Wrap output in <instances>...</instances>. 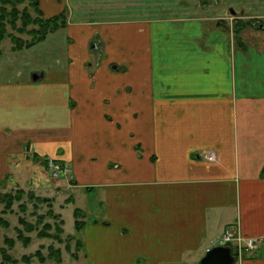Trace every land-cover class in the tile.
I'll use <instances>...</instances> for the list:
<instances>
[{
	"label": "crops",
	"instance_id": "0c3cea01",
	"mask_svg": "<svg viewBox=\"0 0 264 264\" xmlns=\"http://www.w3.org/2000/svg\"><path fill=\"white\" fill-rule=\"evenodd\" d=\"M38 7L66 25L31 47L36 81L0 70V189L26 172L80 194L97 264H199L229 228L257 241L235 264H264V28L235 45L199 0Z\"/></svg>",
	"mask_w": 264,
	"mask_h": 264
},
{
	"label": "rangeland",
	"instance_id": "374dc122",
	"mask_svg": "<svg viewBox=\"0 0 264 264\" xmlns=\"http://www.w3.org/2000/svg\"><path fill=\"white\" fill-rule=\"evenodd\" d=\"M11 4L12 3H8L7 0H0L1 17L3 16V10H5L7 15L13 10ZM199 4L201 7H206L208 4L221 5L223 7L222 13L220 15L216 13L214 20L210 21V30L223 31L222 27L217 26V23L224 20L228 31L227 35L234 40L235 45H241L239 42V40H242L241 36L245 37L246 34H255L256 31L264 28V26L261 25V19H257L255 16L256 11L264 7V0H199ZM36 6H38V0H26L16 5L15 7L18 10V15L15 27L9 24V19L6 18L4 20L6 21L5 29L7 35L0 43V70L2 67L4 71L7 66H14L17 63L14 61V57L16 60L19 57L22 61L21 67L23 68V73H27L28 75L31 74V76L33 74H38L36 71H32L33 64L31 55L33 50H31V48L23 49L20 53L13 51V44L9 37L12 35L21 39L22 42L30 41L31 31L40 30L41 23H36L35 21L45 18L41 11H38L39 7L37 9ZM26 16L29 17L31 22L27 24V26H23ZM21 29L23 32L19 33ZM42 30L43 29L40 30V33ZM57 31L58 30L51 32L50 34L54 33L58 35ZM41 47L42 46H38V49ZM40 74H42V72ZM25 173L26 172L19 176L16 184L13 183L14 185L11 186L8 184L0 189V219L9 224L6 228L0 225V248L7 250V255L11 259L17 260L16 264H97L95 255H93L92 258L87 255L83 247L81 231L77 230L74 225L75 221H81L83 222V227V218L81 215H74L73 211L76 207L84 209L86 204L85 200H83L80 194L75 192L71 194L76 199L75 203H69L70 193L67 196L66 192L60 191V189H47L46 185H51V181L48 182L44 179L40 180V178H36V181L42 184L35 181L33 182L31 180V174ZM5 194L12 195L11 203L8 207L5 206L7 201L3 200V195ZM41 199H49L50 201L42 202L40 201ZM52 210L54 215L56 214L59 216V219L53 218L51 215L47 214ZM39 216H44V219ZM60 220L63 221V231L61 232L55 229L56 225H59ZM46 224L51 225L50 230L44 229ZM27 225L35 227V230L31 232L25 231V226ZM17 230L21 233V237L29 239L27 246H24L22 240L17 236ZM40 232L42 236H38ZM106 235L110 236L112 234L106 233ZM6 238L13 239L15 242L13 248L9 249L7 247V244H5L6 240H4ZM37 252L44 257V262L39 261L38 257L35 255ZM31 255L33 256L30 262L27 263L21 260L22 257ZM1 260L0 258V263ZM112 260L105 264H114Z\"/></svg>",
	"mask_w": 264,
	"mask_h": 264
},
{
	"label": "trees",
	"instance_id": "16d2710c",
	"mask_svg": "<svg viewBox=\"0 0 264 264\" xmlns=\"http://www.w3.org/2000/svg\"><path fill=\"white\" fill-rule=\"evenodd\" d=\"M26 0H7L8 3H12L11 5L13 6V10L10 11L8 13V15L5 13V10H3V16L1 17L0 16V43L3 39H5L6 37V29H5V24H6V21H4L6 18L9 19V24H11L13 27L16 26V20H17V15H18V10L17 8L15 7L16 5L20 4V3H23L25 2ZM36 8L38 9V6H36ZM2 11V9H1ZM39 11V9H38ZM40 13V12H39ZM65 15L64 13H61L57 16H54V17H51V18H45L43 20H39V21H35L36 23L39 22L41 23L40 25V30L43 29L40 33V30L39 31H31V40L30 41H25V42H22L21 39H18L16 36H12V35H8L10 37V40L13 44V47H12V50L13 51H16V52H19V51H22L23 49H29L31 47H33L34 45L40 43V42H43L46 37L48 36V34H50L51 32H54L56 30H59L61 28H64L66 23H65ZM31 21L29 19L28 16H26V18L24 19V24L23 26H27V24H29ZM22 29L19 31V33H22ZM237 33H238V30H237ZM11 199H12V195L11 194H5L3 195V200L7 201L6 203V207H8L11 203ZM40 201L42 202H48L50 201L49 199H41ZM48 215H51L53 218H57L59 219V216L58 215H54L53 214V210L52 211H49V213H47ZM73 214L76 215V216H79L81 215V212L79 209H74L73 211ZM40 218L44 219V216H39ZM82 223L83 222H78V221H75L74 225H75V228L77 230H80L81 227H82ZM0 225L3 226V227H8L9 224L7 222H5L4 220H1L0 219ZM24 225V224H23ZM62 225H63V221L60 220L59 222V225H56V231H63L62 229ZM27 232H31V231H34L35 230V227L31 226V225H27L25 226ZM44 229L45 230H50L51 229V225L49 224H46L44 226ZM19 230H17V236H19V238L22 240L23 242V245L24 246H27L28 243H29V239L27 238H23L21 237V233L18 232ZM38 236H42V233L40 232L38 234ZM4 240H6L4 242ZM3 242L5 244H7V247L9 249L13 248L15 242L13 241V239H4ZM35 255L38 257L39 261L41 262H44V257L42 255H40L39 252L35 253ZM31 256H24L21 258V260H23L24 262H30L31 261ZM49 257H53V256H49ZM0 258L2 259L1 260V263L0 264H4V263H13V264H16L17 263V260L15 259H11L8 255H7V250H5L4 248H0ZM3 261V263H2Z\"/></svg>",
	"mask_w": 264,
	"mask_h": 264
},
{
	"label": "built area",
	"instance_id": "2783aa9c",
	"mask_svg": "<svg viewBox=\"0 0 264 264\" xmlns=\"http://www.w3.org/2000/svg\"><path fill=\"white\" fill-rule=\"evenodd\" d=\"M200 155L208 162H215L218 158L216 152L211 150H203L200 152ZM48 166L50 168L51 174L54 177H60L62 174H64V169H66L60 163L51 158L48 159ZM220 244L232 245L237 249V251L244 249L255 250L257 248V241L255 239L252 237L242 236L235 228L224 230L220 239Z\"/></svg>",
	"mask_w": 264,
	"mask_h": 264
},
{
	"label": "water",
	"instance_id": "95a60500",
	"mask_svg": "<svg viewBox=\"0 0 264 264\" xmlns=\"http://www.w3.org/2000/svg\"><path fill=\"white\" fill-rule=\"evenodd\" d=\"M218 25L224 26L223 21L219 22ZM38 76L33 74L32 80L36 81ZM236 255H233L230 247L216 246L211 248L202 257L199 264H234Z\"/></svg>",
	"mask_w": 264,
	"mask_h": 264
}]
</instances>
